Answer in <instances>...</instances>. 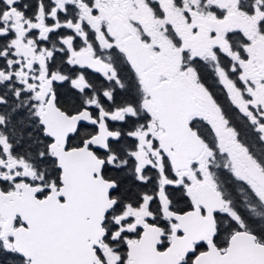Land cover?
<instances>
[{
    "label": "snow or ice",
    "instance_id": "6c2138e0",
    "mask_svg": "<svg viewBox=\"0 0 264 264\" xmlns=\"http://www.w3.org/2000/svg\"><path fill=\"white\" fill-rule=\"evenodd\" d=\"M0 264H264V0H0Z\"/></svg>",
    "mask_w": 264,
    "mask_h": 264
}]
</instances>
